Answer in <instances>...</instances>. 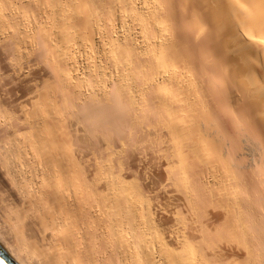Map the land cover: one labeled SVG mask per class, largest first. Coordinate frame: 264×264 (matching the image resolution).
Listing matches in <instances>:
<instances>
[{"label":"bare ground","instance_id":"6f19581e","mask_svg":"<svg viewBox=\"0 0 264 264\" xmlns=\"http://www.w3.org/2000/svg\"><path fill=\"white\" fill-rule=\"evenodd\" d=\"M0 245L264 264V0H0Z\"/></svg>","mask_w":264,"mask_h":264},{"label":"rangeland","instance_id":"374dc122","mask_svg":"<svg viewBox=\"0 0 264 264\" xmlns=\"http://www.w3.org/2000/svg\"><path fill=\"white\" fill-rule=\"evenodd\" d=\"M140 2H141V1H140ZM128 24H129V23H128ZM137 30L139 31V29H137ZM135 31H136V30H135ZM135 31H133V32H134V35L136 34L135 36H136L137 39H138V36H139L140 34L138 33V35H137V33H135ZM138 31H136V32H138ZM139 40H140V38H139ZM89 48H90V50H89ZM87 49H88V51H87ZM87 49H86V50H83V51H82L83 53H81V55H82V54L84 55V56L82 55V59H83V57H84V59H83V60H82V59H79V65H80V66H84L85 64H86V65L88 64V65H87V67H88L89 65L92 64L91 61L95 60V59H94L95 56L98 57V59L101 58L100 56H102V55H101V52L98 50V48H95V49H94V48L88 47ZM92 49H93V50H92ZM94 50H98V51H94ZM91 51H92V52L94 51V52L92 53ZM85 52H88V53L84 54ZM90 52H91V55H92V56L89 55ZM99 53H100V54H99ZM85 56H87V57H85ZM80 57H81V56H80ZM80 57H79V58H80ZM89 59H90V61H89ZM98 59H97L96 61H98ZM101 59H102V58H101ZM87 60H88L89 62H88ZM82 61H83L84 63H83ZM86 61H87V62H86ZM85 62H86V63H85ZM90 62H91V63H90ZM80 63H81L82 65H81ZM89 63H90V64H89ZM86 65H85V66H86ZM100 65H102L101 62H100ZM103 65H104V64H103ZM103 65H102V66H103ZM87 67H80V69H81V71H82L83 73H85V71L82 70V69H86ZM254 114H255V113H254ZM254 114H252V115H254ZM243 138H244V137H243ZM262 156H263V155H262ZM253 157L258 158V156H256V155L253 156ZM251 159H252V157H251ZM252 160H253V159H252Z\"/></svg>","mask_w":264,"mask_h":264},{"label":"water","instance_id":"95a60500","mask_svg":"<svg viewBox=\"0 0 264 264\" xmlns=\"http://www.w3.org/2000/svg\"><path fill=\"white\" fill-rule=\"evenodd\" d=\"M0 264H16V262L8 255L4 248L0 245Z\"/></svg>","mask_w":264,"mask_h":264}]
</instances>
